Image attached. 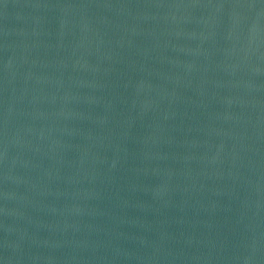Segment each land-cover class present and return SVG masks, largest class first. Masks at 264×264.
<instances>
[{
  "label": "water",
  "instance_id": "1",
  "mask_svg": "<svg viewBox=\"0 0 264 264\" xmlns=\"http://www.w3.org/2000/svg\"><path fill=\"white\" fill-rule=\"evenodd\" d=\"M0 264H264V0H0Z\"/></svg>",
  "mask_w": 264,
  "mask_h": 264
}]
</instances>
